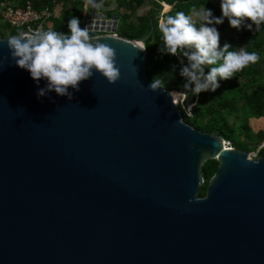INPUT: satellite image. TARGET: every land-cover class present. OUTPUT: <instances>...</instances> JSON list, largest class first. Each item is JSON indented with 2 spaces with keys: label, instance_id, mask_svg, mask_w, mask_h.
Segmentation results:
<instances>
[{
  "label": "water",
  "instance_id": "1",
  "mask_svg": "<svg viewBox=\"0 0 264 264\" xmlns=\"http://www.w3.org/2000/svg\"><path fill=\"white\" fill-rule=\"evenodd\" d=\"M85 25L121 76L96 73L71 100L38 99L45 81L0 35V264H264V154L225 146L184 120L177 94L148 88L153 25L130 39L101 8Z\"/></svg>",
  "mask_w": 264,
  "mask_h": 264
},
{
  "label": "clouds",
  "instance_id": "2",
  "mask_svg": "<svg viewBox=\"0 0 264 264\" xmlns=\"http://www.w3.org/2000/svg\"><path fill=\"white\" fill-rule=\"evenodd\" d=\"M219 2V16L204 5L192 13L176 11L173 15L162 16L158 22L162 42L157 51L161 55L174 56L177 61L164 75L178 73L184 80L183 92L192 97H198L201 92H215L222 81L232 79L235 73L259 59L258 53L248 51L245 45L235 46L227 40L221 43L217 25L227 19L228 26L237 31L259 32L264 25V0ZM84 6L98 10L102 0H85ZM67 28V33L37 29L31 34L19 32L7 38L9 58L14 64L27 70L37 85L45 81L44 87L36 90L38 99L54 91L71 100L73 92L79 90V83L96 73L109 83L121 76L114 47L92 38L88 25L81 27L77 16L68 19ZM4 60L0 58V67ZM165 82L162 76H156L148 88L155 92L165 88Z\"/></svg>",
  "mask_w": 264,
  "mask_h": 264
},
{
  "label": "trees",
  "instance_id": "3",
  "mask_svg": "<svg viewBox=\"0 0 264 264\" xmlns=\"http://www.w3.org/2000/svg\"><path fill=\"white\" fill-rule=\"evenodd\" d=\"M13 1V0H0ZM28 0H20L18 4L25 5ZM38 9H43L46 6L53 7L57 2H64L65 5L60 11L64 21L70 16H81L82 5L84 0H72L70 4H66L67 0H30ZM147 0H116V5L108 11L109 17L114 13L119 15V23L121 24L118 32L124 37L130 39L141 38L146 35L152 25L154 30L151 36L145 41L147 48V72L153 79L156 76H162L165 79V88L173 91L183 92L182 85L184 80L179 74L165 76L166 72L170 71V65L176 63V58L168 54L161 55L157 51L161 41V33L158 28L159 11L150 8L147 14L134 16L133 14L139 8L144 7ZM160 6L166 2L172 5V8L164 13L163 16L173 15L176 11H184L191 13L200 6L206 5L213 10L214 14L220 15V5H217L213 0H158ZM103 4H109L112 0H102ZM15 3V2H14ZM16 4V3H15ZM169 6V5H168ZM73 9V11H71ZM162 11V10H161ZM133 17H135L133 19ZM62 18V19H63ZM195 19V17H194ZM54 29L67 33L65 24L58 21L57 17H53ZM64 24V25H63ZM67 25V24H66ZM238 41L246 46L248 51H256L259 59L255 63L246 66L240 72L235 73L230 80L222 81L221 86L215 92H201L198 97H192L190 94L183 92L186 97V104H191L193 116L185 113L181 109L183 118L195 127L201 128L204 131H211L221 134L224 139L230 140L234 146L246 148L248 150L257 149V146L250 145L249 139H246L247 145L237 144L240 137H249L253 131L251 119H264V25L261 26L259 32L253 33L249 30L237 31L233 28ZM14 31L11 35L15 34ZM0 35L9 36L7 33L0 32ZM224 40L221 39V43ZM231 43L230 41H228ZM175 94L178 95L177 92ZM255 132V131H254ZM249 144V145H248ZM251 152V151H249ZM264 154V147L259 150V155ZM219 161L211 159L203 164L202 170L205 177V182L200 188V195H205L207 183L210 177L218 168Z\"/></svg>",
  "mask_w": 264,
  "mask_h": 264
},
{
  "label": "built area",
  "instance_id": "4",
  "mask_svg": "<svg viewBox=\"0 0 264 264\" xmlns=\"http://www.w3.org/2000/svg\"><path fill=\"white\" fill-rule=\"evenodd\" d=\"M84 4H85V0H84ZM165 4L166 3H163V5ZM168 5L172 6L170 4ZM86 10L87 9L84 7V12L87 14ZM163 15H164V9L163 11H161L160 16L162 17ZM54 16H55V12L51 6H46L43 9H38L33 5V3L30 0H28L25 5H14L9 1H1L0 2V32L8 33L9 35H11L14 31H17L15 34L19 32L31 34L37 29L39 30L52 29V26L54 24L52 18ZM173 91H176L178 93L180 105L182 103V107L185 110V112L188 115L193 116V112H192L193 106L189 108L188 105L190 104H185L186 95L181 91H177V90H173ZM224 144L227 147L234 146L233 143L228 139H224ZM262 147H264V145ZM259 150L255 154L250 156L256 158L259 155Z\"/></svg>",
  "mask_w": 264,
  "mask_h": 264
},
{
  "label": "rangeland",
  "instance_id": "5",
  "mask_svg": "<svg viewBox=\"0 0 264 264\" xmlns=\"http://www.w3.org/2000/svg\"><path fill=\"white\" fill-rule=\"evenodd\" d=\"M147 0L146 1V4L144 5V7L142 8H139L136 13H134L133 15L136 16V15H140V14H147L149 9L152 7L156 10H160L159 11V14H161V10L163 11L164 9V13L167 12L168 10H170L172 8V6H168V4L166 3L165 5H163L162 3V7L160 6V4H158V0ZM213 2L217 5H220V2L219 0H213ZM203 6V5H202ZM202 6H200L199 8H197L196 10H199ZM194 10V11H196ZM192 11V12H194ZM191 12V13H192ZM214 15H217L219 16L218 14H214ZM55 17H57V20L64 23L63 25L66 26L65 29L66 31L68 32V28H67V20L64 21V18H63V15L61 16V14L59 13L58 15H56ZM71 17V16H70ZM159 17H161L159 15ZM63 18V19H62ZM135 17H133L134 19ZM85 22V18H80V23L83 24ZM3 27V25H2ZM220 33H221V39L222 40H227V41H230L231 44L235 45V46H239V45H242V43L240 41H238V38L233 30V28H230L228 26V22H227V19L224 20L223 24L221 25H217ZM8 34V33H7ZM9 35V34H8ZM172 92H176V91H172ZM189 100H186L185 101V104L188 102ZM181 109H182V103H181ZM193 112V111H192ZM186 113V112H185ZM251 125H252V128H253V131L250 132L249 134V137H240L238 140H237V144H241V145H247V141L246 139L248 140L249 139V144L250 145H256L257 146V149H252L253 151H251L250 155H253L255 154L263 145H264V119L262 118H257V119H251ZM255 131V132H254ZM248 144V145H249Z\"/></svg>",
  "mask_w": 264,
  "mask_h": 264
},
{
  "label": "crops",
  "instance_id": "6",
  "mask_svg": "<svg viewBox=\"0 0 264 264\" xmlns=\"http://www.w3.org/2000/svg\"><path fill=\"white\" fill-rule=\"evenodd\" d=\"M20 0H13V1H11V3H13L14 5H17V3L19 2ZM151 1V0H150ZM149 1V2H150ZM16 4H15V3ZM71 2V0H67V2H66V4L68 5L69 3ZM158 3H159V1H158ZM163 3H166V2H163ZM18 5H20V4H18ZM64 5H65V3L64 2H57L52 8L54 9V12H55V16L56 15H58L59 13H60V11L63 9V7H64ZM116 5V0H112V2L111 3H109L108 5L107 4H103V2H102V7H101V9H102V11H109V10H111L114 6ZM84 3H83V5H82V12H81V16H77V15H75V16H77V17H79V19L80 18H85L86 17V13L84 12ZM71 11H73V9H71ZM87 11V10H86ZM52 29H54V24H53V26H52Z\"/></svg>",
  "mask_w": 264,
  "mask_h": 264
},
{
  "label": "bare ground",
  "instance_id": "7",
  "mask_svg": "<svg viewBox=\"0 0 264 264\" xmlns=\"http://www.w3.org/2000/svg\"><path fill=\"white\" fill-rule=\"evenodd\" d=\"M93 24L94 25H98L99 27H101V26L109 27L110 26V25H105L102 22H93ZM112 25H114V24H112ZM112 25L110 26V28H113ZM173 93H175V92H173Z\"/></svg>",
  "mask_w": 264,
  "mask_h": 264
},
{
  "label": "flooded vegetation",
  "instance_id": "8",
  "mask_svg": "<svg viewBox=\"0 0 264 264\" xmlns=\"http://www.w3.org/2000/svg\"><path fill=\"white\" fill-rule=\"evenodd\" d=\"M238 148L241 149V150H244V151H253V150H248V149L242 148V147H238Z\"/></svg>",
  "mask_w": 264,
  "mask_h": 264
}]
</instances>
